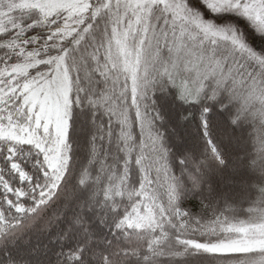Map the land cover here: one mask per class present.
Returning <instances> with one entry per match:
<instances>
[{
  "label": "snow or ice",
  "instance_id": "snow-or-ice-1",
  "mask_svg": "<svg viewBox=\"0 0 264 264\" xmlns=\"http://www.w3.org/2000/svg\"><path fill=\"white\" fill-rule=\"evenodd\" d=\"M0 264H264V0H0Z\"/></svg>",
  "mask_w": 264,
  "mask_h": 264
}]
</instances>
